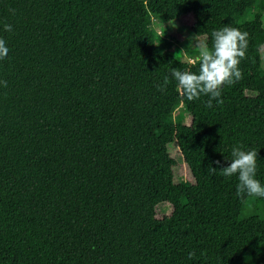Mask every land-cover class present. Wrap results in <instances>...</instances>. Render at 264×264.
<instances>
[{"label":"trees","instance_id":"trees-1","mask_svg":"<svg viewBox=\"0 0 264 264\" xmlns=\"http://www.w3.org/2000/svg\"><path fill=\"white\" fill-rule=\"evenodd\" d=\"M227 25L249 34L242 79L187 101L176 47ZM0 38V264H264V216L213 163L254 149L264 185V0H0Z\"/></svg>","mask_w":264,"mask_h":264},{"label":"clouds","instance_id":"clouds-1","mask_svg":"<svg viewBox=\"0 0 264 264\" xmlns=\"http://www.w3.org/2000/svg\"><path fill=\"white\" fill-rule=\"evenodd\" d=\"M11 11L14 14L15 10ZM4 30L11 32L13 29L10 24H4ZM248 36V32L227 25L212 31L211 46L205 41L197 40L195 47L198 70L180 71L173 68L170 74L177 82L180 95L189 102L199 99L202 94L208 96L206 106L209 108L213 106L214 100L222 104V87L242 79L239 65L246 58ZM8 52L5 40L0 38V60L5 59ZM168 82L169 77L166 76L163 84L157 85L158 90H165ZM0 86L7 87V81L0 80ZM231 156V160L225 159L228 161L227 166L219 160L213 163L218 166L223 176H237V195L247 194L264 198V185L255 178L258 152L254 149L244 150L242 146H233ZM211 171L215 173L217 168L211 166ZM194 255V252H190L189 258Z\"/></svg>","mask_w":264,"mask_h":264},{"label":"rangeland","instance_id":"rangeland-1","mask_svg":"<svg viewBox=\"0 0 264 264\" xmlns=\"http://www.w3.org/2000/svg\"><path fill=\"white\" fill-rule=\"evenodd\" d=\"M253 13H254L253 9L247 10L246 13L240 18V21H245L249 19L253 15ZM152 31L156 38V42H158V39H157L158 36H164V34H166L165 29L163 25L160 23L157 16L153 17ZM197 40L203 41L202 39L197 38L193 42H190V43L185 42V43L179 44L175 50V53L177 54V56L185 60H188V59L194 60L197 56V50L195 47ZM162 45L165 46L164 43ZM261 66L264 68V59L262 60ZM180 117L183 118V120L187 123L190 121V115L187 112H185L182 106L176 107L171 117H168L167 120L168 122H174V121L179 120ZM168 147H169V151L171 152V154H173V156L176 157L178 160V164L174 168L176 179L181 180L183 177L190 179L191 173L189 171V168L187 167L185 163L182 162L179 154L177 153L176 145L174 143H171L169 144ZM262 204L260 200L256 198V196L249 197L243 205V208L240 213V217L246 218L252 214H259L261 216H264V204L263 205ZM157 211L160 216L169 214L171 211V206L167 203H161L158 205ZM225 264H253V262H252L250 254L244 253V255L239 260H235V261L225 263Z\"/></svg>","mask_w":264,"mask_h":264}]
</instances>
